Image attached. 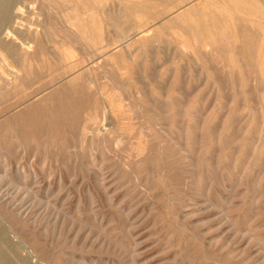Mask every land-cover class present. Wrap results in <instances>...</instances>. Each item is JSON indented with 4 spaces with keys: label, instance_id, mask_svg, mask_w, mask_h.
<instances>
[{
    "label": "rangeland",
    "instance_id": "374dc122",
    "mask_svg": "<svg viewBox=\"0 0 264 264\" xmlns=\"http://www.w3.org/2000/svg\"><path fill=\"white\" fill-rule=\"evenodd\" d=\"M103 1L14 0L13 2L12 0L13 5H11L14 7L10 12L12 16L10 15L8 22L6 21L5 24L3 23L4 25L0 26L1 28L5 27L3 32L2 29L0 30V58H2L0 60V84L2 85H0V117H2L0 118V171L7 168L14 180L19 179L15 180L18 184L4 182L5 187L3 184L0 187V192H6L9 189L13 193L15 190L14 194L19 192L20 196L25 197L29 195L28 192L31 189H37L39 186L40 199L48 194L52 196L53 201H57L58 207L62 208L64 204L69 219L78 217L77 219L82 220L81 225L88 222L90 226L87 228L97 235H99V230L106 231L104 229H107L109 231L110 229L109 232L113 236L115 235V238L124 241L122 242L127 253L119 255L101 250L99 242H96L97 235H94V238L86 244L84 237L88 232L84 231L83 236L76 237V233L67 230L63 238L64 246L63 243L61 245L65 252L73 258L75 257V261L81 264L85 262V264H250L248 261H244L245 258L241 250L249 247V253L247 252L246 255L249 257L252 255L250 257L252 259L257 254L256 251L254 252L256 248L249 246L246 240H235L226 215L231 213L230 217L243 222V224L240 223L241 229L252 225L253 229L255 228L254 232L264 235V224H262L264 223V214L262 215L264 191L257 192L259 181L264 180V77L258 69L259 61L264 58V0ZM20 7H24L20 12L21 15L18 13L19 11L17 12ZM92 9L94 10L92 11ZM79 17L80 20H78ZM17 18L20 20L18 19V21ZM19 24L22 25L19 26ZM76 24L78 26L85 24L84 26L90 28L91 40L98 43L97 46H100L98 49L92 48L90 41L81 40L82 38L77 32L79 27ZM92 25L98 27V30L92 29L94 28ZM142 26L145 27L142 28ZM212 26L213 28H211ZM7 30H11L12 35H7ZM142 30L145 31L143 37L139 33ZM49 31H54L57 35H53L54 32L50 33ZM13 34L15 35L13 36ZM194 34L196 35L194 36ZM131 39L132 41H130ZM157 39L161 41H157ZM19 40H22V45ZM5 42L10 43L6 45ZM129 45L131 46L129 47ZM145 46L148 47L146 50ZM182 49L184 52L180 51ZM202 56L203 59L200 58ZM5 60L9 68L4 64ZM10 65L12 69L14 66L13 70ZM232 66L234 67L232 68ZM239 66L243 71L239 69ZM26 74H29L28 77ZM172 79L177 83L175 84ZM7 80L11 81L9 86L4 84ZM21 87L24 88L21 89ZM174 90L176 96L173 95ZM62 92L64 93L62 94ZM170 92L173 96L170 95ZM166 95L169 96L166 97ZM76 96L78 97L76 98ZM166 105L170 107H166ZM137 107L139 108L137 109ZM161 111L162 113H160ZM173 113L174 116L171 115ZM232 116L235 119L233 117L230 120ZM171 118L173 119L171 120ZM173 120L177 121V124L173 125ZM215 122L216 124H214ZM244 122H248L249 125ZM120 124L124 128L121 129ZM208 130L211 134L208 133ZM221 134L223 137H220ZM117 139L118 141H116ZM189 141L193 147L189 145ZM14 144L16 145L14 146ZM12 150L14 151L12 152ZM185 152L186 155H184ZM196 153L198 154L196 155ZM203 153L206 154L203 155ZM240 153L241 155H239ZM138 154L140 155L138 156ZM204 157L205 159H203ZM182 159L184 160L182 161ZM199 162L200 165H198ZM202 163L205 165L203 166ZM207 163L210 164V172L213 175L203 171V167L207 166ZM233 163L236 169L232 168ZM189 164H192V167L188 166ZM242 168H245V171ZM98 177L100 180L102 179L101 182ZM201 178L202 180H200ZM254 181L257 183L255 184ZM14 184H17V187ZM221 185L222 187H220ZM198 189L199 191H196ZM27 200L26 202L30 203ZM258 201H261L262 205ZM71 207L72 209H70ZM259 209L260 211H258ZM260 218L262 219L259 223ZM91 224L95 228L91 227ZM194 230L195 232H192ZM201 239H204L203 242ZM229 241L230 243H228ZM183 246L185 247L183 248ZM13 250L17 252H13ZM7 254L8 256L12 255L9 258L14 264H23V262L33 264L30 262L29 256L14 243L7 250ZM37 255L40 262L50 260V254L47 251L38 250ZM76 258L78 259L76 260ZM20 259L23 260L19 261Z\"/></svg>",
    "mask_w": 264,
    "mask_h": 264
},
{
    "label": "bare ground",
    "instance_id": "6f19581e",
    "mask_svg": "<svg viewBox=\"0 0 264 264\" xmlns=\"http://www.w3.org/2000/svg\"><path fill=\"white\" fill-rule=\"evenodd\" d=\"M48 1V0H47ZM50 1V0H49ZM53 1V0H52ZM76 1V0H75ZM90 1V0H89ZM105 1V0H104ZM103 1V2H104ZM108 1V0H107ZM106 1V2H107ZM13 2H14V0H13ZM12 0H0V26H1V24H5V22L7 21L8 22V20L10 19V15L12 16V14L10 13L11 12V9L12 8H14L12 5ZM58 2H59V0H58ZM92 2H93V0H92ZM95 2H96V0H95ZM51 3V2H50ZM68 3V2H67ZM71 3V2H70ZM91 3V2H90ZM12 4V5H11ZM43 4V3H42ZM46 4V3H45ZM52 4H53V2H52ZM83 4V3H82ZM85 4V3H84ZM93 4V3H92ZM107 4V3H106ZM35 5V4H34ZM59 5V4H58ZM61 5V4H60ZM74 5V4H73ZM30 7V6H29ZM40 7V6H39ZM66 7V6H65ZM87 7V6H86ZM100 7H101V5H100ZM22 8H24V7H22ZM22 8L20 7V8H18V10H17V12L20 14V12L22 11ZM28 8V7H27ZM31 8V7H30ZM35 8V7H34ZM75 8V7H74ZM93 8H94V6H93ZM41 9H42V7H41ZM40 9V10H41ZM86 9V8H85ZM70 10V9H69ZM87 10V9H86ZM94 9H92V11H93ZM95 10H96V7H95ZM107 10V9H106ZM109 10V9H108ZM71 11V10H70ZM80 11V10H79ZM99 12H100V10H98ZM225 11V10H224ZM71 12H73V11H71ZM81 12V11H80ZM110 12V11H109ZM14 13V12H13ZM81 13H83V12H81ZM80 13V14H81ZM87 13V12H86ZM91 13V12H90ZM125 13V12H124ZM224 13V12H223ZM15 14V13H14ZM18 14V15H19ZM72 14V13H71ZM70 14V15H71ZM80 14H79V16H80ZM21 15V14H20ZM37 15V14H36ZM104 15V14H103ZM112 15V14H111ZM111 15H110V17H111ZM225 15V14H224ZM44 16V15H43ZM69 16V15H68ZM78 16V15H77ZM76 16V17H77ZM114 16H116L115 14H114ZM180 16V18H181V15H179ZM19 17V16H18ZM46 17V16H45ZM75 17V16H74ZM91 17V16H90ZM93 17V16H92ZM91 17V18H92ZM96 17V16H95ZM109 17V16H108ZM109 17V18H110ZM116 17H118V16H116ZM13 18V17H12ZM34 18V17H33ZM72 18V17H71ZM105 18V17H104ZM231 18V17H230ZM19 18H17V20H18ZM82 19V18H81ZM102 19H103V16H102ZM108 19V18H107ZM172 19H174L175 20V18H172ZM232 19V18H231ZM20 20V19H19ZM18 20V21H19ZM72 20H74V19H72ZM78 20H80V17H79V19ZM234 20V19H233ZM23 20H21V22H22ZM77 21V20H76ZM91 21V20H90ZM105 21V20H104ZM118 21H120V20H118ZM177 21V20H176ZM11 22V21H10ZM79 22V21H78ZM113 22V21H112ZM23 23V22H22ZM73 23H75V22H73ZM72 23V24H73ZM80 23V22H79ZM85 23V22H84ZM105 24H107L106 22H104ZM231 23V22H230ZM3 24V25H4ZM16 24H17V22H16ZM16 24H14V25H16ZM49 24V23H48ZM69 24H71V23H69ZM71 24V25H72ZM87 24V23H86ZM91 24H92V22H91ZM112 24V23H111ZM229 24V23H228ZM8 25V24H7ZM6 25V26H7ZM20 25H22V24H19V26ZM73 25H75V24H73ZM85 25V24H84ZM83 24H81L80 26H78L77 24H76V26H78L79 28H78V35L82 38L81 40H83V39H85V40H87V41H90V45L92 46V48H97L98 49V46H97V44L95 43V42H92V40H91V31L89 30L90 28H87L86 26H84ZM110 25V24H109ZM262 25V24H261ZM70 26V25H69ZM106 26H108V25H106ZM145 26H147L148 27V25H145ZM145 26H142V28L143 27H145ZM23 27V26H22ZM72 27H74V26H72ZM92 27H94V28H92V29H94L95 31H97L98 30V27H95V25L93 26L92 25ZM129 27V26H128ZM131 27V26H130ZM146 27V28H147ZM230 27V26H229ZM5 28V27H4ZM4 28H1L0 27V30L3 32V30H4ZM76 28V27H75ZM74 28V29H75ZM102 28V27H101ZM116 28V27H115ZM211 28H213V26L211 27ZM224 28V27H223ZM231 28V27H230ZM71 29V28H70ZM105 29V28H104ZM161 29V28H160ZM232 29V28H231ZM235 29V28H234ZM73 30V29H72ZM144 30V29H143ZM141 31V32H139L140 34H142L141 36L143 37V36H145L144 34V32L145 31ZM159 30V29H158ZM157 30V31H158ZM94 31V32H95ZM108 31V30H107ZM126 31V30H125ZM124 31V32H125ZM138 31V30H137ZM154 31V30H153ZM194 31V30H193ZM212 31V30H211ZM50 32V31H49ZM48 32V33H49ZM51 32H54V31H51ZM50 32V33H51ZM92 32H93V30H92ZM103 32H104V30H103ZM109 32V31H108ZM121 32V31H120ZM131 32H133L132 30H131ZM135 32H136V30H135ZM155 32V31H154ZM49 33V34H50ZM74 33H76V32H74ZM73 33V34H74ZM100 33V32H99ZM98 33V34H99ZM153 33V32H152ZM162 33V32H161ZM196 33V32H195ZM30 34V33H29ZM53 35L54 34H56L55 32L54 33H52ZM110 34V33H109ZM129 34H130V32H129ZM136 34V33H135ZM150 34V33H149ZM163 34V33H162ZM161 34V35H162ZM165 34V33H164ZM178 34H180V33H178ZM198 34V33H197ZM217 34H218V32H217ZM1 35V34H0ZM7 35H12V32H11V30H7ZM15 34H13V36H14ZM17 35V34H16ZM57 35V34H56ZM105 35V34H104ZM107 35H108V33H107ZM122 35V34H121ZM161 35H159V36H161ZM196 34H194V36H195ZM236 35V34H235ZM19 36H20V34H19ZM118 36V35H117ZM127 36V35H126ZM132 37H133V35H131ZM147 36V35H146ZM156 36L158 37V35L156 34ZM172 36V35H171ZM182 36V35H181ZM193 36V35H192ZM199 36H200V34H199ZM202 36V35H201ZM207 36V35H206ZM238 36V35H237ZM34 37V36H33ZM48 37V36H47ZM47 37H45V38H47ZM51 37H53V36H51ZM65 37V36H64ZM74 37V36H73ZM140 37V36H139ZM161 37H163V36H161ZM160 37V38H161ZM173 37H174V35H173ZM225 37V36H224ZM227 37V36H226ZM17 38V37H16ZM121 38V37H120ZM125 38V37H124ZM137 38V37H136ZM153 38H155V37H153ZM178 38V37H177ZM184 38V37H183ZM208 38V37H207ZM215 38V37H214ZM11 39V38H10ZM18 39V38H17ZM30 39H32V38H30ZM36 39V38H35ZM40 39H41V37H40ZM53 39H55V38H53ZM66 40L68 39V38H65ZM80 39V38H79ZM130 39V38H129ZM140 39H142V38H140ZM165 39V38H164ZM184 39H187V38H184ZM205 39V38H204ZM211 39V38H210ZM238 39V38H237ZM3 40H6V39H3ZM22 40H23V38H22ZM22 40H19L20 41V43H21V41ZM48 40V39H47ZM94 40V39H93ZM108 40V39H107ZM122 40H123V38H122ZM163 40V39H162ZM200 40V39H199ZM218 40V39H217ZM223 40V39H222ZM221 40V41H222ZM12 41V40H11ZM10 41V42H11ZM14 41V40H13ZM31 41V40H30ZM30 41H29V46H30ZM76 41V40H75ZM79 41V40H78ZM77 41V42H78ZM104 41V40H103ZM120 41V40H119ZM130 41H132V39L130 40ZM130 41H128V42H130ZM141 41H144V40H141ZM153 41V40H152ZM157 41H161V40H158L157 39ZM202 41V40H201ZM207 41H209V40H207ZM231 41V40H230ZM241 41V40H240ZM10 42H5L6 43V45L8 44V43H10ZM80 42V41H79ZM97 42V41H96ZM124 42V41H123ZM127 42V43H128ZM165 42V41H164ZM171 42V41H170ZM192 42V41H191ZM206 42V41H205ZM232 42V41H231ZM248 42V41H247ZM3 43V42H2ZM25 43V42H24ZM33 43V42H32ZM35 43V42H34ZM81 43V42H80ZM111 43V42H110ZM109 43V44H110ZM114 43V42H113ZM112 43V44H113ZM124 43H126V42H124ZM150 43H151V40H150ZM155 43H157V42H155ZM154 43V44H155ZM159 43V42H158ZM192 43H194V42H192ZM192 43H190V44H192ZM199 43V42H198ZM229 43V42H228ZM4 44V43H3ZM23 43H21V45H22ZM36 44V43H35ZM83 44H84V42H83ZM108 44V46H110ZM117 44V43H116ZM179 44V43H178ZM183 44H184V41H183ZM189 44V43H188ZM14 45V44H13ZM102 45V44H101ZM114 45V44H113ZM143 45V44H142ZM156 45V44H155ZM159 45V44H158ZM201 45V44H200ZM203 45V44H202ZM208 45V44H207ZM218 45V44H217ZM9 46H11V45H9ZM24 46V45H23ZM28 46V48H30ZM34 46V45H33ZM36 46L38 47V45L36 44ZM87 46V45H86ZM131 45H129V47H130ZM169 46V45H168ZM173 46V45H172ZM180 46H181V43H180ZM185 46H186V44H185ZM191 46V45H190ZM193 46V45H192ZM196 46V45H195ZM204 46V45H203ZM216 46V45H215ZM22 47V46H21ZM21 47H19V48H21ZM100 47V46H99ZM106 47V46H105ZM146 47L147 46H145V50H146ZM158 47V46H157ZM178 47V46H177ZM187 47H189L188 45H187ZM197 47V46H196ZM200 47V46H199ZM207 47H209V46H207ZM217 47V46H216ZM232 47V46H231ZM0 48H1V46H0ZM3 48V47H2ZM10 48V47H9ZM18 48V47H17ZM18 48V49H19ZM55 48H57V47H55ZM132 48H134V47H132ZM148 48V47H147ZM167 48V47H166ZM173 48V47H172ZM192 48V47H191ZM190 48V49H191ZM4 49V48H3ZM14 49V48H13ZM110 49H111V47H110ZM168 49V48H167ZM224 49V48H223ZM233 49V48H232ZM17 50V49H16ZM62 50H63V48H62ZM105 50V49H104ZM143 50V49H142ZM218 50V49H217ZM9 51V50H8ZM12 51V50H11ZM25 51V50H24ZM64 51V50H63ZM171 51V50H170ZM180 51H183V49L182 50H180ZM197 51V50H196ZM26 52V51H25ZM24 52V53H25ZM169 52V51H168ZM184 52V51H183ZM186 52V51H185ZM190 52V51H189ZM193 52V51H192ZM204 52V51H203ZM216 52V51H215ZM222 53H223V50L221 51ZM171 53H173V52H171ZM170 53V54H171ZM194 53V52H193ZM199 53V52H198ZM207 53H209V51H207ZM7 54H8V52H7ZM94 54V53H93ZM97 55H98V53H96ZM123 54V53H122ZM129 54V53H128ZM195 54V53H194ZM57 55V54H56ZM55 55V56H56ZM65 55V54H64ZM199 55V54H198ZM206 55V54H205ZM118 56V55H117ZM176 56V55H175ZM175 56H174V58H175ZM10 57V56H9ZM31 57V56H30ZM73 57V56H72ZM88 57V56H87ZM101 57V56H100ZM124 57V56H123ZM171 57V56H170ZM218 57V56H217ZM226 57V56H225ZM63 58V57H62ZM102 58V57H101ZM111 58V57H110ZM173 58V59H174ZM200 58H202L203 59V56L202 57H200ZM211 58V57H210ZM242 58V57H241ZM2 58H0V60H1ZM17 59V58H16ZM15 59V60H16ZM59 59H60V57H59ZM85 59V58H84ZM115 59V58H114ZM187 59V58H186ZM194 59H195V56H194ZM236 59V58H235ZM243 59V58H242ZM107 60H109V59H107ZM119 60V59H118ZM120 60H122V59H120ZM211 60H213V59H211ZM237 60V59H236ZM240 60V59H239ZM244 60V59H243ZM10 61V60H9ZM8 61V62H9ZM14 60L12 59V62H13ZM124 61V60H123ZM235 61V60H234ZM1 62H4V61H1ZM11 62V61H10ZM22 62V61H21ZM114 62V61H113ZM210 62V61H209ZM224 62V61H223ZM236 62V61H235ZM238 62V61H237ZM244 62V61H243ZM14 63V62H13ZM18 64L20 63V61L19 62H17ZM59 63V62H58ZM83 63H85V62H83ZM123 63V62H122ZM4 64L9 68V66H8V64L6 63V60H5V62H4ZM61 64V63H60ZM63 64H65V63H63ZM78 64V63H77ZM124 64V63H123ZM127 64V63H126ZM126 64H125V66H126ZM142 64V63H141ZM232 64H234V63H232ZM246 64V63H245ZM66 65V64H65ZM69 65V64H68ZM71 65V64H70ZM69 65V66H70ZM73 66H74V64H72ZM223 65V64H222ZM239 65V64H238ZM248 65V64H247ZM4 66V65H3ZM33 66V65H32ZM64 66V65H63ZM62 66V67H63ZM75 66H76V64H75ZM80 66V65H79ZM79 66H77V67H79ZM129 66V65H128ZM131 66V65H130ZM228 66H230L229 64H228ZM257 66V65H256ZM61 67V66H60ZM215 67V66H214ZM225 67V66H224ZM234 66H232V68H233ZM237 67V66H236ZM7 68V69H8ZM10 68H11V65H10ZM17 68H18V66H17ZM26 68H27V66H26ZM71 68V67H70ZM69 68V69H70ZM80 68H81V66H80ZM83 68V67H82ZM134 68V67H133ZM206 68V67H205ZM12 69V68H11ZM13 69H14V66H13ZM12 69V70H13ZM28 69V68H27ZM121 69H123V68H121ZM225 69V68H224ZM231 69V68H230ZM229 69V70H230ZM239 69H240V66H239ZM258 69H259V72L262 74V76L264 77V58H263V60H261V61H259V63H258ZM11 70V71H12ZM23 70V69H22ZM79 70H81V69H79ZM125 70V69H124ZM227 70V69H226ZM232 70V69H231ZM240 70H242V68L240 69ZM253 70H256V69H253ZM5 71V70H4ZM10 71V72H11ZM17 71H19V70H17ZM90 71V70H89ZM208 71V70H207ZM243 71V70H242ZM22 72V71H21ZM25 72V71H24ZM28 72V71H27ZM71 72V71H70ZM77 72V71H76ZM142 72V71H141ZM226 72V71H225ZM29 73V72H28ZM64 73H65V71H64ZM67 73V72H66ZM148 73V72H147ZM74 74V76L76 75L75 74V72L73 73ZM212 74V73H211ZM13 75V74H12ZM22 75H23V73H22ZM27 75V74H26ZM25 75V76H26ZM29 75V74H28ZM28 75H27V77H28ZM257 75V74H256ZM255 75V76H256ZM3 76V75H2ZM15 76V75H14ZM16 76H17V74H16ZM258 76V75H257ZM11 77V76H10ZM18 77V76H17ZM23 77V76H22ZM82 77V79H83V76H81ZM130 77V76H129ZM148 77V76H147ZM251 77H253V76H251ZM250 77V78H251ZM1 78V77H0ZM7 78V77H6ZM19 78V77H18ZM152 78V77H151ZM13 79H15V78H13ZM24 79V78H23ZM132 79V78H131ZM177 79V78H176ZM253 79V78H252ZM258 79V78H257ZM9 80V79H8ZM8 80L7 81H5L4 82V84L6 85V86H9L10 85V82H8ZM19 80V79H18ZM17 80V81H18ZM27 80V79H26ZM133 80V79H132ZM159 80V79H158ZM173 80V82L176 84L177 82H175L174 81V79H172ZM259 80V79H258ZM60 81V80H59ZM78 81V80H77ZM80 81V80H79ZM78 81V82H79ZM82 81V80H81ZM27 82H28V80H27ZM68 82V81H67ZM78 82H76L75 81V83H77V84H80V83H78ZM15 83H17V82H15ZM14 83V84H15ZM70 83H72L71 81H70ZM251 83H253V82H251ZM256 83V82H255ZM255 83H254V86H255ZM74 84V83H73ZM131 84H132V81H131ZM1 85V84H0ZM18 85H19V82H18ZM21 85H22V83H21ZM52 85H54V84H52ZM88 85V84H87ZM2 86V85H1ZM12 86H13V84H12ZM65 86H66V84H65ZM68 86V85H67ZM81 86V85H80ZM89 86V85H88ZM91 86V85H90ZM169 86V85H168ZM240 86H241V84H240ZM242 86H243V83H242ZM262 86H263V84H262ZM55 87V86H54ZM77 87V86H76ZM174 87V86H173ZM176 87V86H175ZM22 88H24V87H21V89ZM60 88V87H59ZM65 88V87H64ZM73 88V87H72ZM81 88V87H80ZM153 88V87H152ZM151 88V89H152ZM258 88H260V87H258ZM3 89V88H2ZM5 89V88H4ZM7 89V88H6ZM167 89H168V87H167ZM8 90V89H7ZM70 90V89H69ZM81 90V89H80ZM93 90H94V88H93ZM103 90V89H102ZM105 90H106V88H105ZM153 90V89H152ZM164 90V89H163ZM15 91V90H14ZM18 91H20L21 92V90L20 89H18ZM58 92H59V90H57ZM88 91V90H87ZM95 91L96 92H98L96 89H95ZM135 91V90H134ZM167 91V90H166ZM258 91V90H257ZM10 92V91H9ZM65 92V91H64ZM64 92H62V94L64 93ZM84 92V91H83ZM102 92V91H101ZM107 92H109V91H107ZM150 92V91H149ZM163 92H165V91H163ZM22 93V92H21ZM66 93V92H65ZM71 93V92H70ZM78 93V92H77ZM82 93V92H81ZM86 94H87V92H85ZM92 93V92H91ZM90 93V94H91ZM139 93V92H138ZM162 93V92H161ZM173 93V92H172ZM7 94V93H6ZM11 94V93H10ZM15 94V93H14ZM20 94V93H19ZM53 94V93H52ZM58 94V93H57ZM61 94V95H62ZM73 94V93H72ZM71 94V95H72ZM83 94V93H82ZM110 94V93H109ZM109 94H106V95H109ZM141 94V93H140ZM163 94V93H162ZM175 94V90H174V93H173V95ZM9 95V94H8ZM17 95V94H16ZM51 95V94H50ZM55 95V94H54ZM89 95V94H88ZM97 95V94H96ZM121 95V94H120ZM164 95V94H163ZM170 95H171V92H170ZM173 95H171V96H173ZM18 96V95H17ZM46 96V95H45ZM53 96V95H52ZM60 96V95H59ZM65 96V95H64ZM73 96V95H72ZM91 96V95H90ZM111 96V95H110ZM109 96V97H110ZM130 96V95H129ZM149 96V95H148ZM151 96V95H150ZM154 96L156 97V95L154 94ZM159 96H160V94H159ZM167 96H169V95H166V97ZM174 96H176V94L174 95ZM260 96V95H259ZM262 96V95H261ZM5 97V96H4ZM21 97V96H20ZM23 97V96H22ZM24 97H25V95H24ZM67 97V96H66ZM78 96H76V98H77ZM97 97V96H96ZM99 97V96H98ZM97 97V98H98ZM114 97V96H113ZM122 97V96H121ZM139 97H140V95H139ZM2 98V97H1ZM68 98H69V95H68ZM71 98V97H70ZM80 98V97H79ZM95 98V97H94ZM96 98V99H97ZM137 98V97H136ZM174 98H177V97H174ZM247 98V97H246ZM262 98V97H261ZM3 99V98H2ZM23 99V98H22ZM30 99V98H29ZM54 99V98H53ZM58 99V98H57ZM83 99H84V97H83ZM123 99V98H122ZM140 99V98H139ZM170 99V98H169ZM199 99V98H198ZM75 100V99H74ZM127 100V99H126ZM155 100V99H154ZM153 100V101H154ZM176 100V99H175ZM174 100V101H175ZM1 101V100H0ZM100 101V100H99ZM157 101V100H156ZM159 101H160V99H159ZM162 101V103H163V100H161ZM257 101V100H256ZM30 102H32V101H30ZM95 102V101H94ZM125 102V101H124ZM142 102V101H141ZM166 102H168L167 100H166ZM172 102H173V100H172ZM171 102V103H172ZM183 102V101H182ZM181 102V103H182ZM259 102V101H258ZM77 103H78V100H77ZM99 103V102H98ZM122 103V102H121ZM133 103V102H132ZM143 103V102H142ZM95 104V103H94ZM129 104V103H128ZM138 104V103H137ZM147 104V103H146ZM157 104H159V103H157ZM172 104H174V103H172ZM195 104V103H194ZM197 104V103H196ZM71 105V104H70ZM77 105V104H76ZM83 105V104H82ZM130 105V104H129ZM128 105V106H129ZM160 105H161V103H160ZM174 105H176V104H174ZM178 105V104H177ZM99 106V105H98ZM106 106V105H105ZM115 106H117L116 104H115ZM132 106V105H131ZM141 106V105H140ZM157 106V105H156ZM109 107V106H108ZM166 107H170V106H168V105H166ZM184 107V106H183ZM193 107V106H192ZM195 107V106H194ZM193 107V108H194ZM99 108V107H98ZM116 108V107H115ZM121 108V107H120ZM123 108H125V107H123ZM133 108H134V105H133ZM139 107H137V109H138ZM143 108V107H142ZM151 108V107H150ZM155 108V107H154ZM218 108V107H217ZM262 108V107H261ZM110 109V108H109ZM117 109V108H116ZM147 109V108H146ZM156 110L158 109V108H155ZM230 109H232V108H230ZM235 109V108H234ZM237 109V108H236ZM22 110H23V108H22ZM97 110V109H96ZM155 110V111H156ZM172 110V109H171ZM175 110V109H174ZM178 110V109H177ZM185 110V109H184ZM255 110V109H254ZM261 110V109H260ZM105 111H106V109H105ZM112 111V110H111ZM115 111V110H114ZM117 111V110H116ZM119 111H121V110H119ZM126 111V110H125ZM124 111V112H125ZM132 111V110H131ZM151 111V110H150ZM157 111H159V110H157ZM190 111V110H189ZM234 111V110H233ZM23 112H24V110H23ZM100 112H102V111H100ZM133 112V111H132ZM143 112V111H142ZM147 112V111H146ZM172 112V111H171ZM174 112V111H173ZM177 112H179V111H177ZM193 112H195V111H193ZM200 112H202V111H200ZM220 112V111H219ZM221 112H222V110H221ZM221 112H220V115H221ZM7 113H9V112H7ZM107 113V112H106ZM105 113V114H106ZM121 113V112H120ZM136 113V112H135ZM144 113V112H143ZM159 113V112H158ZM160 113H162V111L160 112ZM169 113V112H168ZM181 113V112H180ZM190 113V112H189ZM260 113H261V111H260ZM5 114V113H4ZM25 114V113H24ZM95 114V113H94ZM97 114V113H96ZM113 114V113H112ZM117 114V113H116ZM126 114H127V112H126ZM140 114V113H139ZM170 114V113H169ZM185 114V113H184ZM184 114H183V116H184ZM194 114V113H193ZM237 114V113H236ZM98 115H99V113H98ZM108 115V114H107ZM122 115H123V113H122ZM156 115V114H155ZM171 115H175L174 113L173 114H171ZM171 115H168V116H171ZM196 115V114H195ZM197 115H199V114H197ZM213 115V114H212ZM27 116V115H26ZM106 116V115H105ZM164 116V115H163ZM179 116V115H178ZM207 116V115H206ZM214 116V115H213ZM260 116V115H259ZM92 117V116H91ZM111 117V116H110ZM114 117V116H113ZM117 117H118V115H117ZM134 117H136V116H134ZM159 117V116H158ZM180 117V116H179ZM189 117V116H188ZM205 117V116H204ZM225 117V116H224ZM233 117L234 116H232V118H230V120H232L233 119ZM0 118H2V117H0ZM89 118V117H88ZM108 118V117H107ZM115 118V117H114ZM122 118V117H121ZM161 118V117H160ZM163 118V117H162ZM168 118H170V117H168ZM175 118V117H174ZM195 118H197V117H195ZM203 118V117H202ZM207 118H209V117H207ZM207 118H206V120H207ZM214 118V117H213ZM253 118H255V117H253ZM15 119V118H14ZM113 119V118H112ZM119 119V118H118ZM126 119V118H125ZM151 119V118H150ZM153 119H154V117H153ZM173 118H171V120H172ZM177 119V118H176ZM188 119V118H187ZM234 119H235V117H234ZM262 119V118H261ZM86 120V119H85ZM88 120V119H87ZM103 120H104V118H103ZM108 120H111V119H108ZM132 120H134L133 118H132ZM158 120H159V118H158ZM165 120V119H164ZM183 120V119H182ZM197 120V119H196ZM216 120V119H215ZM226 120V119H225ZM229 120V121H230ZM260 120V119H259ZM21 121V120H20ZM128 121V120H127ZM174 121V120H173ZM188 121V120H187ZM203 121V120H202ZM201 121V122H202ZM218 121H219V119H218ZM11 122V121H10ZM24 122V121H23ZM22 122V123H23ZM106 122V121H105ZM160 122V121H159ZM171 122V121H170ZM169 122V123H170ZM219 122H221V121H219ZM249 124H250V119H249ZM248 122H244V123H247L248 124ZM262 122V121H261ZM30 123V122H29ZM85 123V122H84ZM90 123V122H89ZM129 124H130V122H128ZM174 123H176L177 124V121H174L173 122V125H174ZM198 123V122H197ZM230 123H231V121H230ZM234 123H236V122H234ZM1 124V123H0ZM10 125H11V123H9ZM94 124V123H93ZM184 124V123H183ZM211 125H212V123H210ZM214 124H216V122L214 123ZM233 124V123H232ZM248 124V125H249ZM17 125V124H16ZM21 125V124H20ZM82 125V124H81ZM85 125H87V124H85ZM100 125V124H99ZM121 125V124H120ZM126 125V124H125ZM124 125V126H125ZM132 125V124H131ZM180 125V124H179ZM189 125H190V123L187 125V129L189 128ZM202 125V124H201ZM231 125V124H230ZM98 126V125H97ZM200 126V125H199ZM242 126V125H241ZM86 127V126H85ZM127 127V126H126ZM174 127V126H173ZM186 127V126H185ZM230 127V126H229ZM8 128V127H7ZM13 128V127H12ZM97 128V127H96ZM122 128H124V127H122V125H121V129ZM162 128V127H161ZM183 128H184V126H183ZM205 128V127H204ZM204 128H202V130H205ZM212 128V127H211ZM216 128H217V126H216ZM228 128V127H227ZM240 128V127H239ZM11 129V128H10ZM81 129V128H80ZM79 129V130H80ZM209 129V128H208ZM218 129V128H217ZM221 129V128H220ZM4 130V129H3ZM21 130V129H20ZM85 130V129H84ZM128 130V129H127ZM131 130V129H130ZM186 130V129H185ZM13 131V130H12ZM106 131V130H105ZM217 131H219V130H217ZM256 131V130H255ZM28 132V131H27ZM83 132V131H82ZM88 132V131H87ZM193 132V131H192ZM251 132H252V130H251ZM259 132V131H258ZM9 133V132H8ZM12 133V132H11ZM98 133V132H97ZM100 133V132H99ZM107 133V132H106ZM121 133V132H120ZM184 133V132H183ZM200 133V132H199ZM208 133L209 134H211L210 132H209V130H208ZM239 133V132H238ZM238 133H236V134H238ZM14 134V133H13ZM15 134H17V133H15ZM108 134V133H107ZM111 134V133H110ZM219 134V133H218ZM227 134V133H226ZM225 134V135H226ZM232 134V133H231ZM1 135V134H0ZM29 135V134H28ZM97 135V134H96ZM179 135V134H178ZM201 135V134H200ZM252 135H253V133H252ZM252 135H251V139L253 138L252 137ZM264 135V134H263ZM14 136H16V135H14ZM19 136V135H18ZM83 136V135H82ZM105 136V135H104ZM107 136V135H106ZM110 136V135H109ZM147 136V135H146ZM186 136V135H185ZM205 136H209V135H205ZM211 136V135H210ZM233 136V135H232ZM239 136V135H238ZM262 136V135H261ZM5 137V136H4ZM142 137V136H141ZM220 137H223V134H221L220 135ZM228 137V136H227ZM235 137V136H234ZM236 137H237V135H236ZM256 137V136H255ZM263 137V136H262ZM15 138V137H14ZM13 138V139H14ZM84 138V137H83ZM86 138V137H85ZM107 139H108V137H106ZM143 139H144V137H142ZM147 138V137H146ZM201 138V137H200ZM210 138V137H209ZM217 138V137H216ZM111 139V138H110ZM148 139V138H147ZM184 139V138H183ZM190 139V138H189ZM218 139V138H217ZM140 140V139H139ZM168 140V139H167ZM213 139H211V141H212ZM221 140V139H220ZM231 140V139H230ZM234 140V139H233ZM236 140H238V139H236ZM243 140V139H242ZM253 140V139H252ZM14 141V140H13ZM17 141H18V138H17ZM28 141V140H27ZM101 141V140H100ZM112 141V140H111ZM116 141H118V139L116 140ZM146 141H148V140H146ZM185 141V140H184ZM183 141V142H184ZM218 141V140H217ZM222 141V140H221ZM228 141V140H227ZM235 141V140H234ZM233 141V142H234ZM258 141V140H257ZM19 142V141H18ZM32 142V141H31ZM106 142V141H105ZM145 142V141H144ZM213 142V141H212ZM4 143V142H3ZM14 143H15V141H14ZM45 143V142H44ZM115 144H116V142H114ZM113 143V144H114ZM139 143V142H138ZM142 143V142H141ZM211 143V142H210ZM218 143H219V141H218ZM217 143V144H218ZM35 144V143H34ZM146 144V143H145ZM144 144V145H145ZM195 144V143H194ZM221 144V143H220ZM243 144V143H242ZM255 144H256V142H255ZM255 144H254V146H255ZM9 145V144H8ZM16 144H14V146H15ZM42 145V144H41ZM40 145V146H41ZM56 145V144H55ZM140 145V144H139ZM147 145H149V144H147ZM181 145V144H180ZM189 145L190 146H192L191 145V143H190V141H189ZM199 145V144H198ZM203 145V144H202ZM205 145V144H204ZM11 146V145H10ZM9 146V147H10ZM58 146V145H57ZM151 146V145H150ZM177 146V145H176ZM208 146H210L209 144H208ZM211 146H213V144H211ZM219 146V145H218ZM28 147V146H27ZM33 147V146H32ZM193 147V146H192ZM191 147V148H192ZM200 147V146H199ZM203 147V146H202ZM201 147V148H202ZM226 147V146H225ZM236 147H238V146H236ZM17 148H18V146H17ZM22 148V147H21ZM34 148H35V146H34ZM45 148V147H44ZM46 148H48V147H46ZM136 148V147H135ZM140 148H142V147H140ZM147 148V147H146ZM149 148V147H148ZM181 148H182V145H181ZM189 148V147H188ZM219 148V147H218ZM222 148V147H221ZM7 149V148H6ZM19 149H20V147H19ZM30 149H31V147H30ZM40 149V148H39ZM60 149V148H59ZM89 149V148H88ZM152 149V148H151ZM194 149V148H193ZM192 149V150H193ZM204 149H205V147H204ZM8 150V149H7ZM32 150V149H31ZM36 150H37V148H36ZM44 150V149H43ZM61 150V149H60ZM142 150V149H141ZM140 150V152H142ZM153 150V149H152ZM151 150V151H152ZM171 150V149H170ZM172 150H173V148H172ZM175 150V149H174ZM182 150V149H181ZM184 150H186V149H184ZM189 150V149H188ZM200 150V149H199ZM217 150V149H216ZM233 150V149H232ZM240 150V149H239ZM3 151V150H2ZM14 150H12V152H13ZM136 151V150H135ZM150 151V150H149ZM177 151V150H176ZM198 151V150H197ZM219 151V150H218ZM236 151V150H235ZM255 151H257V150H255ZM15 152H16V150H15ZM19 152V151H18ZM138 152V151H137ZM153 152V151H152ZM173 152V151H172ZM179 152V151H178ZM204 152V151H203ZM216 152V151H215ZM225 152V151H224ZM11 153V152H10ZM53 153V152H52ZM139 153V152H138ZM188 153V152H187ZM202 153V152H201ZM7 154H8V152H7ZM54 154V153H53ZM144 154H145V152H144ZM198 153H196V155H197ZM206 154V153H205ZM204 153H203V155H205ZM221 154V153H220ZM1 155V154H0ZM18 155V154H17ZM140 154H138V156H139ZM154 156H155V154H153ZM179 155H180V153H179ZM178 155V156H179ZM184 155H186V152H185V154ZM233 155H234V152H233ZM239 155H241V153L239 154ZM248 155V154H247ZM250 155V154H249ZM142 156V155H141ZM157 156V155H156ZM159 156V155H158ZM161 156V155H160ZM188 157H189V155H187ZM217 156V155H216ZM215 156V157H216ZM235 156V155H234ZM252 156V155H251ZM14 157V156H13ZM16 157V156H15ZM181 157V156H180ZM185 157V156H184ZM196 157V156H195ZM207 157H208V155H207ZM206 157V158H207ZM219 157H222V156H219ZM249 157V156H248ZM3 158V157H2ZM147 158V157H146ZM171 158V157H170ZM191 158V157H190ZM200 158V157H199ZM234 158V157H233ZM15 159V158H14ZM18 159V158H17ZM20 159V158H19ZM96 159V158H95ZM154 159V158H153ZM169 159V158H168ZM192 159V158H191ZM203 159H205V157L203 158ZM217 159V158H216ZM246 159V158H245ZM50 160V159H49ZM139 160V159H138ZM141 160V159H140ZM146 160H148V158L146 159ZM165 160V159H164ZM184 159H182V161H183ZM195 160V159H194ZM1 161V160H0ZM10 161V160H9ZM160 161V160H159ZM192 161V160H191ZM199 161H200V159H199ZM205 161V160H204ZM230 161H232V160H230ZM229 161V162H230ZM237 161V160H236ZM7 162V161H6ZM5 162V163H6ZM57 162V161H56ZM106 162V161H105ZM145 162V161H144ZM166 162V161H165ZM164 162V163H165ZM170 162V161H169ZM180 162V161H179ZM187 162H188V160H187ZM246 162V161H245ZM247 162H248V160H247ZM246 162V163H247ZM253 162V161H252ZM1 163V162H0ZM18 163V162H17ZM91 163V162H90ZM95 163V162H94ZM98 163H100V162H98ZM104 163V162H103ZM163 163V162H162ZM191 163V162H190ZM93 164V163H92ZM150 164V163H149ZM151 164H152V162H151ZM159 164V163H158ZM166 164V163H165ZM232 164V163H231ZM237 164V163H236ZM235 164V165H236ZM245 164V163H244ZM262 164V163H261ZM13 165V164H12ZM11 165V166H12ZM96 165V164H95ZM192 165V164H191ZM190 164L188 165V166H191ZM198 165H200V162H199V164ZM202 165H203V163H202ZM205 165V164H204ZM203 165V166H204ZM216 165H217V163H216ZM216 165H215V167H216ZM218 165H220V164H218ZM230 165V164H229ZM247 165V164H246ZM1 166H3V165H1ZM10 166V167H11ZM18 166H19V164H18ZM17 166V167H18ZM104 166V165H103ZM145 166V165H144ZM152 166V165H151ZM158 166V165H157ZM194 166V165H193ZM212 166V165H211ZM224 166V165H223ZM232 166V165H231ZM259 166V165H258ZM4 167H5V165H4ZM9 167V168H10ZM110 167V166H109ZM165 167H166V165H165ZM192 167V166H191ZM190 167V168H191ZM234 167V163H233V166H232V168ZM263 167V166H262ZM1 168V167H0ZM12 168V167H11ZM19 168V167H18ZM189 168V169H190ZM195 168V167H194ZM197 168V167H196ZM204 168V170L203 171H205V172H210L211 171V169H210V164H208L207 163V166H205V167H203ZM203 168H201V169H203ZM235 169H236V167H234ZM17 169V168H16ZM53 169H54V167H53ZM148 169V168H147ZM200 169V168H199ZM217 169V168H216ZM243 169V168H242ZM245 169V168H244ZM243 169V171H245ZM252 169V168H251ZM100 170H101V168H100ZM104 170H106V169H104ZM134 170V169H133ZM150 170V169H149ZM185 170V169H184ZM187 170V169H186ZM194 170V169H193ZM250 170V169H249ZM103 171V170H102ZM108 171V170H107ZM162 171H164V169L162 168ZM201 171V170H200ZM203 171H202V173H203ZM218 171V170H217ZM237 171V170H236ZM258 171V170H257ZM10 171H9V169H2L1 171H0V187L4 184V182H6V181H8L9 183L10 182H12V183H17L18 184V182L17 181H15L11 176V174L9 173ZM25 172V171H24ZM23 172V173H24ZM115 172V171H114ZM152 172V171H151ZM220 173H221V170L219 171ZM250 172V171H249ZM15 173V172H14ZM200 173V172H199ZM198 173V174H199ZM201 173V174H202ZM211 173V172H210ZM254 173V172H253ZM258 173V172H257ZM22 174V173H21ZM101 174V173H100ZM154 174V173H153ZM190 174H192V173H190ZM200 174V175H201ZM212 175H213V173H211ZM230 174V173H229ZM228 175V174H227ZM226 175V176H227ZM261 175V174H260ZM108 176V175H107ZM240 176V175H239ZM242 176V175H241ZM39 177V176H38ZM197 177H199V176H197ZM202 178H203V176H201ZM228 177V176H227ZM99 178V177H98ZM106 177H104V179H105ZM134 178V177H133ZM164 178V177H163ZM188 178H189V176H188ZM202 178L200 179V180H202ZM213 178H214V176H213ZM236 178H238V177H236ZM255 178V177H254ZM19 179V178H18ZM17 179V180H18ZM32 179V178H31ZM36 179V178H35ZM118 179V178H117ZM192 179V178H191ZM190 179V180H191ZM197 179V178H196ZM199 179V178H198ZM215 179V178H214ZM33 180V179H32ZM99 180H100V178H99ZM102 180V179H101ZM101 180H100V182H101ZM106 180V179H105ZM186 180V179H185ZM187 180H189V179H187ZM207 180H208V176H207ZM211 180V179H210ZM209 180V182H211ZM217 180V179H216ZM220 180H222V179H220ZM242 180V179H241ZM249 180V179H248ZM27 181V180H26ZM25 181V182H26ZM29 182H30V180H28ZM35 181V180H34ZM163 181V180H162ZM198 181V180H197ZM103 182V181H102ZM208 182V183H209ZM215 182V181H214ZM217 182H219L218 180H217ZM216 182V183H217ZM222 182H223V180H222ZM245 182V181H244ZM255 182V181H254ZM253 182V183H254ZM20 183V182H19ZM36 183V182H35ZM34 183V184H35ZM126 183V182H125ZM187 183V182H186ZM199 183V182H198ZM211 183H213V182H211ZM236 183V182H235ZM250 183H251V181H250ZM257 183V181L255 182V184ZM17 184H14L15 186L17 185ZM21 184V183H20ZM19 184V185H20ZM27 184V183H26ZM42 184V183H41ZM103 184V183H102ZM111 184V183H110ZM219 184V183H218ZM240 184V183H239ZM248 184V183H247ZM7 185V184H6ZM10 185V184H9ZM13 185V186H14ZM22 185V184H21ZM138 185V184H137ZM154 185V184H153ZM220 185V184H219ZM235 185V184H234ZM244 185V184H243ZM253 185V184H252ZM251 185V186H252ZM258 185V184H257ZM40 186H42V185H40ZM53 186V185H52ZM189 186H192V185H189ZM199 186V185H198ZM225 186V185H224ZM239 186V185H238ZM4 187H5V184H4ZM17 187V186H16ZM20 187V186H19ZM35 187V186H34ZM33 187V188H34ZM136 187V186H135ZM138 187V186H137ZM136 187V188H137ZM220 187H222V185L220 186ZM235 187V186H234ZM241 187V186H240ZM8 188V187H7ZM44 188V187H43ZM42 188V189H43ZM120 188V187H119ZM200 188V187H199ZM252 188V187H251ZM253 188H254V186H253ZM10 189H11V187H10ZM13 189H14V187H13ZM192 189V188H191ZM12 190V189H11ZM24 190V189H23ZM25 190H27V189H25ZM59 190V189H58ZM88 190V189H87ZM141 190V189H140ZM139 190V191H140ZM149 190V189H148ZM193 190V189H192ZM207 190V189H206ZM212 190V189H211ZM226 190V189H225ZM1 191V190H0ZM15 191V190H14ZM14 191H13V193L12 192H10V190L8 189V190H6V192H0V264H14L12 261H11V259L9 258V257H12V255L11 256H8V254H7V250L8 249H10V247H11V245H12V243H14L18 248H20L21 250H23L28 256H29V260H31L30 262H32L33 264H81V263H79V262H77V261H75V257L73 258V257H71L67 252H65V250L63 249V247H62V243L64 242L63 241V238H64V235H65V233H66V231L67 230H69V232H74V233H76V237H80L81 235H82V233L84 232V231H86V232H88V234L86 235V237H84V238H86V244H87V242L90 240V239H92V238H94L93 236L94 235H97V234H95L92 230H89L87 227H89L90 225H89V223L87 222V223H85L84 225H81L80 224V222L82 221V220H79V219H75V218H73V219H69L68 218V216H67V211L64 209V204L62 205V208H60V207H58L56 204V202L57 201H55V203H54V201L51 199V197L52 196H50V195H48V194H45V196L43 197V199H40V194H41V190L39 189V186H38V188L36 189H31L30 190V192H28V194L29 195H27V196H25V197H23V196H20V193L19 192H15L16 194H14ZM22 191V190H21ZM20 191V192H21ZM153 191V190H152ZM151 191V192H152ZM161 191V190H160ZM196 191H199V189L198 190H196ZM209 191V190H208ZM214 191V190H213ZM236 191V190H235ZM257 191V190H256ZM264 191V180H260L259 181V187H258V193H261V192H263ZM89 192V191H88ZM140 192H142V191H140ZM151 192H149V193H151ZM228 192V191H227ZM22 193V192H21ZM58 193V192H57ZM90 193V192H89ZM161 193V192H160ZM193 193V192H192ZM203 193V192H202ZM212 193V192H211ZM24 194H26L25 192H24ZM143 195H144V193H142ZM141 194V195H142ZM196 194V193H195ZM201 194V193H200ZM207 194V193H206ZM22 195V194H21ZM43 195V194H42ZM61 195V194H60ZM138 195H139V193H138ZM137 195V196H138ZM146 196H147V194H145ZM198 195V194H197ZM196 195V196H197ZM203 195H205V194H203ZM257 195V194H256ZM199 196V195H198ZM220 196V195H219ZM31 197V198H30ZM208 197H210V196H208ZM257 197V196H256ZM28 198H30V199H28ZM42 198V197H41ZM220 198V197H219ZM258 198V197H257ZM29 200V202L30 203H27L26 202V200ZM55 199V198H54ZM67 199V198H66ZM122 199V198H121ZM145 199V198H144ZM194 199V198H193ZM192 199V200H193ZM200 199V198H199ZM202 199V198H201ZM205 199V198H204ZM208 199V198H207ZM210 199V198H209ZM250 199V198H249ZM259 199V198H258ZM263 199V198H262ZM262 199H261V201H262ZM27 200V201H28ZM63 200V199H62ZM65 200V199H64ZM109 200V199H108ZM195 200V199H194ZM212 200V199H211ZM140 201V200H139ZM198 201V200H197ZM206 202H208L207 200H205ZM215 201H217V199H215ZM222 201V200H221ZM231 201V200H230ZM261 201H258L259 203H261ZM70 202H71V200H70ZM109 202H111V201H109ZM119 202V201H118ZM213 202V201H212ZM225 202V201H224ZM252 202H253V200H252ZM61 203V202H60ZM92 203V202H91ZM96 203V202H95ZM116 203V202H115ZM153 203V202H152ZM210 203V202H209ZM214 203V202H213ZM219 203L221 204L222 202H220L219 201ZM219 203H217V204H219ZM257 203V202H256ZM258 203V204H259ZM26 204H28V206H26ZM197 204V203H196ZM206 204V203H205ZM232 204H234L233 202H232ZM264 204V203H263ZM84 205V204H83ZM113 205V204H112ZM222 205H223V203H222ZM261 205H262V203H261ZM260 205V206H261ZM61 206V205H60ZM67 206V205H66ZM71 206V205H70ZM75 206V205H74ZM218 206V205H217ZM242 206H243V204H242ZM255 207H257L256 205H254ZM90 207V206H89ZM96 207H99V206H96ZM120 207V206H119ZM186 207V206H185ZM211 207V206H210ZM221 207V206H220ZM225 207V206H224ZM227 207V206H226ZM229 207V206H228ZM232 207V206H231ZM249 207H251V205H249ZM115 208H117V207H115ZM259 208V207H258ZM263 208V207H262ZM67 209V208H66ZM70 209H72V207L70 208ZM82 209H83V206H82ZM119 209V208H118ZM223 209V208H222ZM246 209H248V208H246ZM69 210V209H68ZM88 210V209H87ZM224 210V209H223ZM243 210V209H242ZM251 210V209H250ZM249 210V211H250ZM256 210V209H255ZM75 211V210H74ZM93 211V210H92ZM202 211V210H201ZM227 211V210H226ZM258 211H260V209L258 210ZM76 212V211H75ZM80 213H81V211H79ZM231 212V211H230ZM264 212V211H263ZM262 212V215L264 214ZM97 213V212H96ZM120 213H121V211H120ZM124 213V212H123ZM227 213V212H226ZM247 213V212H246ZM248 213H250V212H248ZM257 213V212H256ZM259 213V212H258ZM91 214H92V212H91ZM127 214V213H126ZM229 214H231V213H229ZM229 214H227L226 215V219H227V221H228V224H229V226L231 227V231L234 233V236H235V240H241V241H244V240H246L247 242H248V244H249V246H253V247H255L256 249L254 250V252L256 251V256L254 257V258H250L249 256H247L246 254H247V252H248V248H244V249H242L241 250V252H242V254L244 255V261H248L250 264H264V235H262V234H258L257 232H254V229H253V226L252 225H249V227L248 228H245V229H241L240 228V223H242L243 224V222H239V219H237V218H234V217H230L229 216ZM239 214H240V212H239ZM238 214V215H239ZM242 214V213H241ZM78 215H79V213H78ZM95 215V214H94ZM103 215V214H102ZM119 215V214H118ZM121 215V214H120ZM162 215V214H161ZM254 215V214H253ZM84 216V215H83ZM111 216H113V215H111ZM237 216V215H236ZM98 217V216H97ZM146 217V216H145ZM213 217V216H212ZM239 217V216H238ZM253 217V216H252ZM264 217V216H263ZM262 217V218H263ZM85 218V217H84ZM87 218V217H86ZM101 218V217H100ZM240 218V217H239ZM262 218H260L258 221H259V223H260V220L262 219ZM91 219V218H90ZM177 219V218H176ZM241 220L243 219V218H240ZM101 220V219H100ZM99 220V221H100ZM244 220V219H243ZM251 220V219H250ZM249 220V221H250ZM255 220V219H254ZM106 221V220H105ZM110 221H112V219H110ZM226 221V220H225ZM248 221V222H249ZM257 221V222H258ZM264 221V220H263ZM262 221V222H263ZM113 222V221H112ZM187 222V221H186ZM257 222H256V224H257ZM141 223V222H140ZM182 223V222H181ZM246 223H247V221H246ZM101 224V223H100ZM108 224V223H107ZM196 224V223H195ZM262 224H264V223H262ZM182 225V224H181ZM260 225V224H259ZM101 226H103V225H101ZM120 226V228H121V225H119ZM252 226V227H251ZM255 226V225H254ZM262 226V225H261ZM4 229H3V228ZM68 227H70L69 229H68ZM91 227H93L92 226V224H91ZM117 227V226H116ZM258 227H260V226H258ZM93 228H95V227H93ZM104 228V227H103ZM124 228H125V226H124ZM182 228V227H181ZM91 229V228H90ZM104 230H106V231H101V230H97L99 233V235H97V239H96V242H99V244H100V249L101 250H104V251H106V252H109V253H114V254H119V255H126V250L124 249L125 248V245H124V241L122 242L121 240H119V239H117V238H115L113 235H112V233H110L109 231H110V229H109V231L107 230V229H104ZM112 230V229H111ZM187 230V229H186ZM193 230V229H192ZM228 230V229H227ZM108 231V232H107ZM115 231H117V230H115ZM114 232V231H113ZM192 232H195V230L194 231H192ZM197 232V231H196ZM121 233H122V231H121ZM158 233V232H157ZM187 233V232H186ZM264 233V232H263ZM84 234V233H83ZM116 234V233H115ZM120 234V233H119ZM125 234H127V233H125ZM124 234V235H125ZM151 234V233H150ZM181 234V233H180ZM188 234H190V233H188ZM197 234V233H196ZM123 235V236H124ZM199 235V234H198ZM83 236V235H82ZM120 236H122V235H120ZM120 236H119V238H120ZM127 236H128V234H127ZM233 236V237H234ZM67 237V236H66ZM195 237H197V236H195ZM219 237V236H218ZM125 238V237H124ZM123 238V239H124ZM126 239V238H125ZM124 239V240H125ZM76 240V239H75ZM202 240V239H201ZM204 240V239H203ZM203 240H202V242H203ZM211 240H212V238H211ZM128 241V240H127ZM219 241V240H218ZM225 241V240H224ZM223 241V242H224ZM92 242V241H91ZM90 242V243H91ZM126 242V241H125ZM222 242V241H221ZM226 242V241H225ZM70 243H71V241H70ZM89 243V244H90ZM126 243H128V242H126ZM228 243H230V241L228 242ZM218 244V243H217ZM217 244H215V245H217ZM226 244V243H225ZM74 245H76V244H74ZM187 245H188V243H187ZM205 245H206V242H205ZM204 245V246H205ZM219 245V244H218ZM217 245V246H218ZM14 246V245H13ZM63 246H64V243H63ZM67 246V245H66ZM70 246L72 247V244H70ZM88 246V245H87ZM130 246V245H129ZM128 246V247H129ZM207 246V245H206ZM244 246V245H243ZM79 247V246H78ZM185 246H183V248H184ZM187 247V246H186ZM208 247V246H207ZM14 248V247H13ZM12 248V249H13ZM130 248V247H129ZM182 248V249H183ZM219 248V247H218ZM226 248V247H225ZM67 249H68V247H67ZM86 249V248H85ZM131 249V248H130ZM133 249V248H132ZM181 249V250H182ZM186 249V248H185ZM205 249V248H204ZM217 249V248H216ZM239 249V248H238ZM38 250H42V251H47V253L48 254H50L49 256H50V260H48V261H46V262H40V260H39V257H38V255H37V253H38ZM69 250H70V248H69ZM209 250V249H208ZM219 250V249H218ZM229 250V249H228ZM233 250V249H232ZM236 251H237V249H235ZM252 250V249H251ZM72 251H75V250H72ZM77 251V250H76ZM75 251V252H76ZM128 252H130L129 250H127ZM184 251V250H183ZM183 251H181L182 253H183ZM207 251V250H206ZM227 251V250H226ZM13 252H17V251H14L13 250ZM70 252V251H69ZM132 252V251H131ZM159 252V251H158ZM180 252V253H181ZM208 252V251H207ZM213 252V251H212ZM231 252V251H230ZM234 252V251H233ZM240 252V253H241ZM22 253V252H21ZM186 253V252H185ZM224 253V252H223ZM227 253V252H226ZM225 253V254H226ZM249 253V252H248ZM130 254H132V253H130ZM187 254V253H186ZM253 254V253H252ZM9 255H10V252H9ZM18 255V254H17ZM20 255V254H19ZM26 255V256H27ZM79 255V254H78ZM77 255V256H78ZM185 255V254H184ZM188 255V254H187ZM221 255V254H220ZM231 255V254H230ZM23 256V255H22ZM22 256H20V257H22ZM26 256H24V257H26ZM27 256V257H28ZM73 256V255H72ZM75 256V255H74ZM83 256V255H82ZM131 256V255H130ZM17 257H19V256H17ZM23 257V258H24ZM101 257H103L102 255H101ZM184 257V256H183ZM189 257V256H188ZM191 257V256H190ZM189 257V258H190ZM227 257V256H226ZM229 257V256H228ZM238 257V256H237ZM83 258H85V257H83ZM185 258V257H184ZM188 258V259H189ZM17 259H19V258H17ZM78 258H76V260H77ZM86 259V258H85ZM111 259V258H110ZM187 259V258H186ZM233 259V258H232ZM238 259V258H237ZM23 259H20L19 261H22ZM87 260H89V259H87ZM130 260V259H129ZM178 260H180V259H178ZM25 261V260H24ZM86 261V260H85ZM110 261V260H109ZM115 261V260H114ZM190 261H192V260H190ZM240 261V260H239ZM81 262V261H80ZM97 262V261H96ZM101 262V261H100ZM134 262V261H133ZM189 262V261H188ZM193 262V261H192ZM227 262V261H226ZM243 262V261H242ZM242 262H240V263H242ZM83 263V262H82ZM86 263V262H85ZM85 263H83V264H85ZM116 263V262H115ZM221 263V262H220ZM233 263V262H232ZM23 264H25L24 262H23ZM26 264H30V263H28V262H26ZM100 264V263H99ZM103 264V263H102ZM108 264V263H107ZM111 264V263H110ZM190 264V263H189ZM192 264V263H191ZM223 264V263H222ZM226 264V263H225Z\"/></svg>",
    "mask_w": 264,
    "mask_h": 264
}]
</instances>
